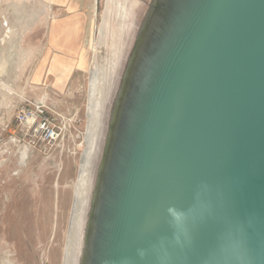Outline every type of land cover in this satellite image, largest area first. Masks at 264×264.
Instances as JSON below:
<instances>
[{
	"label": "water",
	"instance_id": "1",
	"mask_svg": "<svg viewBox=\"0 0 264 264\" xmlns=\"http://www.w3.org/2000/svg\"><path fill=\"white\" fill-rule=\"evenodd\" d=\"M85 264H264V0H123Z\"/></svg>",
	"mask_w": 264,
	"mask_h": 264
},
{
	"label": "rangeland",
	"instance_id": "2",
	"mask_svg": "<svg viewBox=\"0 0 264 264\" xmlns=\"http://www.w3.org/2000/svg\"><path fill=\"white\" fill-rule=\"evenodd\" d=\"M122 3L0 0V264H67L80 166L95 141ZM38 106L59 133L40 146L17 120ZM89 168L91 185L92 159ZM89 198L90 188L71 264H85Z\"/></svg>",
	"mask_w": 264,
	"mask_h": 264
},
{
	"label": "bare ground",
	"instance_id": "3",
	"mask_svg": "<svg viewBox=\"0 0 264 264\" xmlns=\"http://www.w3.org/2000/svg\"><path fill=\"white\" fill-rule=\"evenodd\" d=\"M92 84H93V82H92ZM94 85L95 84H93L91 96L96 95ZM97 88H96V90H97ZM93 98H94V96H93ZM97 101L99 103V100H97ZM95 102H96V97H95ZM90 115H92V114H90ZM94 117H95V110H94ZM93 126H95V125H93ZM94 129H95V127H94ZM94 129H93V133H94ZM89 144H90V146L88 147L86 154H84L83 159H82V163L80 166L79 179H78V183H77L76 190H75L76 195H74L75 196V202H74L73 212L71 213L72 214V221H71L72 223H71V231H70L71 235L69 238V243H68V248H67L68 250L66 252V257H65V262L67 264H71L74 261V255L76 254V251H77L76 247H77V243L79 241L80 230H81L82 223H83L82 215H83V212H84V209L86 207L87 200H88V192H89V188H90V170H89L90 168H89V166H91V159L93 157V146H94L93 138L91 140V143H89ZM81 203H82V209L79 212L78 207ZM83 233H84V229H83ZM82 245H83V238L81 240L80 252L82 250ZM73 264H75V263H73Z\"/></svg>",
	"mask_w": 264,
	"mask_h": 264
},
{
	"label": "built area",
	"instance_id": "4",
	"mask_svg": "<svg viewBox=\"0 0 264 264\" xmlns=\"http://www.w3.org/2000/svg\"><path fill=\"white\" fill-rule=\"evenodd\" d=\"M43 107L38 106L37 111L20 110L18 123L28 135L34 138V144H50L59 138L57 126L52 119L47 118Z\"/></svg>",
	"mask_w": 264,
	"mask_h": 264
},
{
	"label": "clouds",
	"instance_id": "5",
	"mask_svg": "<svg viewBox=\"0 0 264 264\" xmlns=\"http://www.w3.org/2000/svg\"><path fill=\"white\" fill-rule=\"evenodd\" d=\"M174 215H175L177 221H179L181 219V216L180 215H176L175 213H174Z\"/></svg>",
	"mask_w": 264,
	"mask_h": 264
}]
</instances>
